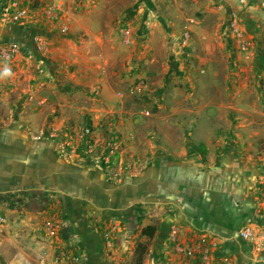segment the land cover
<instances>
[{
	"label": "crops",
	"instance_id": "obj_1",
	"mask_svg": "<svg viewBox=\"0 0 264 264\" xmlns=\"http://www.w3.org/2000/svg\"><path fill=\"white\" fill-rule=\"evenodd\" d=\"M41 1L56 4L69 33L53 26L37 29L33 23L0 24V42L14 39L33 50L37 34L48 44L41 56L32 51L0 61V195L37 196L21 212L5 210L13 219L0 236L6 264H70V256L78 253L87 264H125L136 244L146 240L142 229L151 224L156 228L144 264H193L174 251L168 240L173 228L186 246L205 238L216 261L264 264V254L238 235L245 226L256 229L264 218L259 196L264 165L238 159V153L232 156L223 147L215 161L200 135L198 145L176 143L175 149H168V138L160 136L162 149L138 175L123 174L109 184L84 155L58 151L63 137L78 135L82 117L95 123L108 108H122L112 90L125 69L113 71L108 50L102 55L110 38L100 31L101 0ZM34 18L43 20L40 14ZM21 90L26 96L18 101L8 97ZM55 104L60 113L53 116ZM66 123H74L73 130L63 128ZM196 147L203 157L194 155ZM110 229L113 247L108 249L102 234ZM56 255L62 257L58 263Z\"/></svg>",
	"mask_w": 264,
	"mask_h": 264
},
{
	"label": "rangeland",
	"instance_id": "obj_2",
	"mask_svg": "<svg viewBox=\"0 0 264 264\" xmlns=\"http://www.w3.org/2000/svg\"><path fill=\"white\" fill-rule=\"evenodd\" d=\"M97 3L101 8L100 31L110 38L102 55L108 50L107 59L113 71L125 69L120 73L118 86L112 90V95L114 92L120 101L117 107L122 108H108L110 111L95 123L88 120L89 116L82 117L77 127L78 130L89 127V135L97 145L113 139L120 160L100 169L95 157L83 148L77 131L71 134L72 139L62 138L58 147L62 155H84L102 171L109 184H115L123 174L129 178L138 175L162 149L160 136L168 138V149H175L176 143L198 145L202 137L208 141L207 156L211 155L215 161L216 151L223 147L232 156L238 153V159L264 165V19L259 8L241 6L237 0H101ZM234 19L248 42L245 51L240 50L230 31ZM111 44L114 48H109ZM47 48L46 43L42 53H47ZM117 49L119 56L114 54ZM135 77H144L147 88L140 95L118 97L117 92H123ZM91 94L94 99L96 93ZM23 96L26 93L22 90L8 95L13 102ZM0 108L2 111L4 106ZM70 111L76 118V111ZM56 113L60 112H56L55 104L50 114L56 116ZM68 123L63 128H74V123L73 127ZM197 152L194 155L200 154ZM259 196L263 202L264 193ZM36 198L32 193L0 195V215L6 219L0 236L13 224L5 210L13 208L21 212ZM104 233L106 247L111 249V234L106 239ZM141 242H147L148 247L150 240ZM134 251L125 264L134 263ZM78 254L87 264L86 257ZM57 256L56 263L62 258ZM0 264H6L1 252Z\"/></svg>",
	"mask_w": 264,
	"mask_h": 264
},
{
	"label": "built area",
	"instance_id": "obj_3",
	"mask_svg": "<svg viewBox=\"0 0 264 264\" xmlns=\"http://www.w3.org/2000/svg\"><path fill=\"white\" fill-rule=\"evenodd\" d=\"M237 1L241 6H246L247 8H259L261 10V16L264 19V0ZM38 14L43 17L41 23L34 18L36 15L38 16ZM33 15L34 17H32ZM61 16L62 15L56 7V4L52 2L41 0H0V24L25 26L33 23L36 25L35 28L37 29L53 26L57 27L60 32L65 33L68 31V26L61 21L62 19L60 20ZM230 31L234 37H236L240 50L245 51L248 42L244 41L243 32L236 27V19L231 23ZM184 38H187L186 33H184ZM33 42V50L29 49L25 43L14 39L0 42V61L11 60L17 56H26L33 53L40 54L46 48L47 39L45 37L34 35ZM32 51L33 53H31ZM146 88L147 81L145 78L135 77L133 81L124 87L123 92H117V96L122 97L127 95L130 97L136 94L140 95ZM146 114H148V112H146ZM89 133H91L89 127L79 130V139L87 154L95 157V160L99 165L98 167L102 169L103 167L108 168L111 165L118 164L120 157L118 147L116 146L117 143L113 139H108L97 145L92 141ZM114 176H116V174ZM16 196L19 199V202L21 196L19 194ZM45 223L48 226L53 225V222L51 221ZM5 226L6 219L3 215H0V231L3 230ZM238 235L240 239L249 243L255 252L264 254V218H262L261 223H259V226L256 227V229L251 228L250 226H245L239 231ZM104 237L109 239L110 232L106 231ZM168 240L173 245L174 251L183 257L185 263L191 261L193 264H228V262L224 260L216 261L211 256L209 247L205 246V238H201L199 244L195 246H186L180 242L178 228H173L168 235ZM107 245L112 246L110 241H107ZM215 246H217V243ZM58 258L59 256L54 257L55 261ZM69 261L71 264H85L84 258L80 254L70 256Z\"/></svg>",
	"mask_w": 264,
	"mask_h": 264
},
{
	"label": "trees",
	"instance_id": "obj_4",
	"mask_svg": "<svg viewBox=\"0 0 264 264\" xmlns=\"http://www.w3.org/2000/svg\"><path fill=\"white\" fill-rule=\"evenodd\" d=\"M196 150H199L201 152V156H204V153L201 151V149L196 147ZM155 224L148 225L144 227L141 231L142 235L145 236L148 240H150L155 233ZM147 242H139L135 246V251H134V263L133 264H141L142 261V256L146 250L147 247Z\"/></svg>",
	"mask_w": 264,
	"mask_h": 264
}]
</instances>
